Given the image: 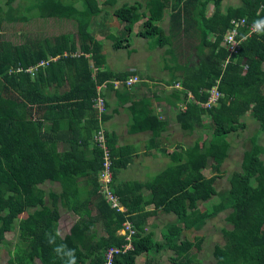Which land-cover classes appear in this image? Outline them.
I'll return each mask as SVG.
<instances>
[{
    "label": "trees",
    "instance_id": "trees-1",
    "mask_svg": "<svg viewBox=\"0 0 264 264\" xmlns=\"http://www.w3.org/2000/svg\"><path fill=\"white\" fill-rule=\"evenodd\" d=\"M29 1L24 12L42 19L72 21L77 32L59 34L51 41L44 38L16 44L0 40V238L14 224L18 228L8 263L35 264L36 260L52 259V264H65L66 258L54 251L64 244L74 250L76 264H103L107 248L124 244L117 231L128 221L135 230L131 249L116 255L113 264H137L140 255L149 262L164 248L173 254L172 264H194L192 250H200L201 238L181 240V232L185 228L199 230L228 208L226 222L230 228L221 230L223 246L215 244L212 248L214 264H264V147L258 142L264 129V31L245 37L230 57L220 46L232 28L231 20L244 19L249 25L264 18V0H240L225 10L221 9L223 0H148L144 5L122 4L113 9L110 15L121 25V36L115 37L105 28L101 33L112 40L115 49L127 48L128 35L140 20L141 9L148 16L137 35L151 38L153 46L174 54L172 43L179 36L197 39V61L174 67L168 84L179 83L181 89L173 88L168 100L184 105L174 119L187 133L204 128L210 133L203 147L199 139L170 153L163 147L169 164L161 174L126 182H117L116 175L127 166L130 154L125 156L124 148L116 146V135L103 128L117 109L109 111L111 103L97 88L104 84L119 100L121 94L112 82L125 80L132 72L104 68L102 46L87 30L104 5L99 7L97 0ZM171 1L166 33L157 23ZM12 2L5 0L0 6V24L16 20ZM208 3L213 5V12L206 17ZM245 31L246 27L238 28L237 38ZM216 83L223 97L216 106L204 109L199 104L207 100L205 90ZM142 84L146 82L142 80ZM98 94L104 101V111L99 114L93 106ZM129 113L127 133L150 132V146L168 130V123L159 120L146 96ZM247 113L259 129L249 137L239 169L228 176L229 188L217 195V175L204 177L201 168L210 159L212 171H219L230 148L228 137L245 128L242 118ZM99 130L111 160L109 189L123 212L110 207L99 192L97 174L102 168L103 150L93 142ZM46 183L57 184L59 190L45 191L41 186ZM59 208L76 216L63 236L58 233ZM156 211L174 217L164 226L162 242L147 230L148 218ZM233 245L244 250L235 259L227 250Z\"/></svg>",
    "mask_w": 264,
    "mask_h": 264
},
{
    "label": "rangeland",
    "instance_id": "rangeland-1",
    "mask_svg": "<svg viewBox=\"0 0 264 264\" xmlns=\"http://www.w3.org/2000/svg\"><path fill=\"white\" fill-rule=\"evenodd\" d=\"M97 1L99 7L102 6V4L104 5V10L94 15L93 25L91 23L88 26L87 30L88 32L94 33L95 38L100 42L105 59V67L109 70L113 72L130 71L132 72L131 75H135L139 79L153 81L154 83H152V86L153 84L155 85L152 91L154 92L156 89L158 93H161L160 87L157 86L158 80H162L164 78V80H168V82H170V80H172L173 69L177 64L182 66L185 62H187L189 65H193L197 61L196 53L194 51V45L197 42L196 38L185 40L184 44L179 45V47L175 45L178 44L177 42H173L172 46L175 48L174 54L167 52V54L162 55V52L167 50V48H157L156 46H153V40L151 38L138 36L137 33L140 29L138 25L136 27H133L131 34L128 35L127 42L129 48H113V46H111L112 40L106 37L104 38L102 36L101 28L107 29L110 34L115 37H120V30L122 27L118 23V21L110 14L113 12V9L115 7L122 4H129L130 1L110 0V3L107 4L103 3L104 0ZM235 2V5H237L238 3H240V0H235ZM4 3L5 0H0V6H3ZM29 3V0H13L11 6L16 8L17 10L14 11L16 20L9 22L3 21L0 24V40H8L10 42L19 44L23 43L26 40H43L44 38L50 39L51 41L55 36H58L59 34L71 33L73 35H76L77 27L76 24L72 21L63 19H42L39 18L35 13L24 12L25 6ZM230 6L233 7L234 5H227L226 7ZM28 14H30V16ZM1 16L3 17L4 14L2 13ZM103 16H106V18L100 25ZM74 39L76 40V38ZM182 54L186 56L183 57ZM163 67L170 68V76H168L167 74L168 69H163ZM262 67L264 69V64ZM136 86H139L140 88L144 87L142 85V82H137L132 87ZM181 104L182 103H180V105ZM169 111L171 112V109ZM242 121L245 123V128L237 130L236 132L230 134L228 137L230 148L228 153L226 154L224 162L219 166V171L217 173H214L212 171V164L214 163L210 159L207 161L206 166L201 168V173L204 177L210 178L211 176L217 175V178H215L214 181V187L217 191V195L223 194L229 188L228 176L233 171H237L239 169L242 152L249 145L248 139L259 129L258 123L252 118V115L249 113H247L242 118ZM170 126H172L170 130V139H168L167 142H171L172 144H166V147H169L170 149H179V146L187 147L191 145L195 139L200 140V144L202 147L205 146L209 141L210 133L206 128H204L205 130H195L194 133L192 132V134H189L185 131V128L183 126H179L176 124L174 125V123H171ZM106 128L109 129L108 125L106 126ZM120 128L123 129L122 125L120 126ZM115 134L119 136V134L121 135L123 133ZM143 135V133H139L135 136H131L124 133V135H122L121 137L122 140L120 141H124V144H126V141L128 142L130 140L136 142V140L134 139L137 136L138 141L142 142L141 137ZM258 142L264 147V129L263 131L261 130V133H259ZM139 145L140 144L133 146H138L137 148L141 150V146L143 145ZM172 145L173 147H171ZM150 150V147L145 145L144 152L146 154H150ZM261 159L264 162V153L261 155ZM128 164L125 168L118 171L116 175L117 182L143 181V179H149L158 172L155 171V164H150V167L152 169H150L149 172H142L143 166L140 164ZM168 164L169 161L167 160L163 164V167L167 166ZM41 187L45 191H47L48 189L57 191L59 190L57 184L50 185L46 183ZM150 209H152V207H150ZM229 211L230 210L228 208H225L216 216L210 218L199 230L185 228L181 232V235L179 236L181 240L186 239L189 241H193L195 238H201L200 250H192V253L195 255L194 264H214V259L211 256L212 248L215 244L223 246L221 230L230 228V225L226 222V217ZM59 213L60 219L58 221V233L63 236L76 220V216L71 211L68 212L62 208H59ZM23 216L25 215L23 214L20 217ZM173 219V215L164 214L159 211H156L155 214L150 215V217L148 218V223L153 228V238L157 242H162V235L165 232L164 226L167 222H170ZM13 227L14 228L6 233L3 238H0V264H9V252L13 250L14 245L17 243L18 228L16 224H14ZM96 227L98 234L102 235V229L99 227V225H96ZM227 250L230 257L232 256L234 259L239 257L244 252V250L237 245H233L227 248ZM172 255L173 254L170 251L164 248L160 251V253L150 258L149 262H147L144 255L138 256L136 258V261L137 264H172L170 261V257ZM35 264H52V259L36 260Z\"/></svg>",
    "mask_w": 264,
    "mask_h": 264
},
{
    "label": "crops",
    "instance_id": "crops-1",
    "mask_svg": "<svg viewBox=\"0 0 264 264\" xmlns=\"http://www.w3.org/2000/svg\"><path fill=\"white\" fill-rule=\"evenodd\" d=\"M129 1H130L129 4L139 3L141 5H144L145 2H147L148 0H129ZM235 4H236L235 0H223L221 3L222 10H225L227 8L226 7L227 5L237 6L239 3L237 5H235ZM172 9H173V2L171 1L170 4H168V7L165 8L163 11L162 20H160L158 22V25L160 27H162L166 33H168L167 28H168L169 12ZM140 11H141V20H139L138 23L135 24L133 27H136L137 25L140 27L141 23L144 20H146V18L148 16V13L146 10L141 9ZM212 12H213V5L211 3H208L206 8H205L206 17H209L212 14ZM102 18H106V16H103ZM175 42L178 43L175 45H177V47H179V45L184 44L185 40H184L183 36H179V39ZM127 48H129V46H127ZM168 51H169L168 49L163 51L162 55L167 54ZM183 54H184V52H183ZM183 54H182V56H183ZM183 57H185V56H183ZM104 68H106L105 65H104ZM163 69H168L167 74H168V76H170V72H171L170 68L163 67ZM129 76H134V75H129ZM143 81L145 82L146 80H143ZM157 82H158L157 86L160 87L161 93H158L156 89L154 92L152 91V89H154L155 84H153V86H152V83H154V82L149 81V80L146 81L145 85L142 84L144 86L143 88L136 86V87H131L129 89L126 88L127 89L126 90L124 87H118V88L113 87L114 89H118V91L121 94V99H119V100H117L114 97L113 90H106L105 85H104V87L100 88V92L105 95V97H104L105 101H107L108 103H111L109 106V111L110 110L112 111L113 109H117V112L114 113L113 116L107 122H105L103 124L104 130L109 132V133H113V134L123 133L121 135L119 134V136L117 134H115L117 136L115 143H116V146L124 148L125 156L130 154V160H129L128 165L133 164V163L134 164H140L143 166L142 172H149L150 169H152L150 167V164H155L156 165L155 171H158L157 174H155V175L161 174L162 170L166 167V166L163 167V164L165 163V161H167V160L169 161L166 153H170L172 150L175 149V148L170 149L169 147H166V144H172L171 142H167V140L170 139V130L173 126V125L170 126L171 123H174V125L176 124L175 119H174L175 114L178 112V110L183 111L180 109V107H181L180 102L172 103V102H169V100H168L169 99L168 94L173 89V86L175 84L179 85V83H175L174 85L171 86L168 84V80L166 81V80H164V78L162 80H158ZM169 87H171V88H169ZM179 87L181 89L180 85H179ZM174 89H178V88H174ZM180 89H178V90H180ZM143 96H146L147 98L150 99L152 109H154L159 120L165 121L168 123V130L161 135V137L157 140V142H156V144H154V146H150V138H151L150 132H142L144 134L141 137L142 142H139L138 137L136 136L134 139V140H136V142L133 140H130L128 142L126 141V144H124V141H120V140H122L121 137H122V135H124V133L128 134L126 130H127V125L129 123V120H130L129 111L131 108L133 109V107H135V105H140L142 103V97ZM116 102L118 103V106H116ZM170 109H171V112L169 111ZM107 125H108L109 129L106 128ZM121 125H122L123 129L120 128ZM119 129H122V130H119ZM193 133H194V131H193ZM137 134H139V133H137ZM129 135L135 136L136 134H129ZM121 142H123V143H121ZM133 142H135V143H133ZM137 144H140L139 146L143 145V146H141V150H139V148H137L138 146H136V147L133 146V145H137ZM145 145L150 147V149H151L150 154H148V153L146 154L144 152ZM163 147L166 149V153H163L161 151V149ZM171 147H173V145ZM179 147H182V146H179ZM140 152H143V153H140ZM151 152H153V153H151ZM159 169H161V170H159ZM145 180H147V178L143 179V181H145ZM147 230H150L153 232V228L149 225V223L147 226ZM68 231H69V229H68ZM68 231L66 233H68Z\"/></svg>",
    "mask_w": 264,
    "mask_h": 264
},
{
    "label": "built area",
    "instance_id": "built-area-1",
    "mask_svg": "<svg viewBox=\"0 0 264 264\" xmlns=\"http://www.w3.org/2000/svg\"><path fill=\"white\" fill-rule=\"evenodd\" d=\"M232 28L228 29L223 36L222 42L220 46L225 47L228 57L233 54H236L240 47L241 41L245 38L250 36L252 33H258L253 29V24L246 25L244 19L238 20H231ZM246 27L247 31L242 38H237L238 35V28ZM229 37L231 39H229ZM227 57V59H228ZM227 59L222 65V67L227 63ZM43 62L39 63L42 65ZM19 70V69H18ZM142 82V79H139L137 76H129L125 80L122 81H113V87H125L127 89L131 88L135 83ZM104 87V85L99 86L97 89L98 91L100 88ZM171 88V87H169ZM173 88L180 89L179 85L175 84ZM208 93V97L205 103H200L199 105L204 109H209L213 106L218 104L219 99L223 97V95L217 90L216 86H213L209 90H205ZM187 97L192 99V95L187 93ZM94 108L97 110L98 114L104 111V101L102 97L98 94L94 100ZM180 109L184 110L185 107L181 104ZM94 144L99 146L103 150V161H102V168L98 171V182H99V192L103 195L104 199L110 204V207L116 209L117 211H124L123 206L119 203L118 198L112 194L109 189V183L111 182L112 173H111V160L108 155V150L105 146V138L103 136L102 130H99L93 138ZM117 234L124 239V244L121 247H110L107 248L104 252V262L103 264H113L114 257L118 254H122L131 249V239L132 236L135 234V230L132 228L131 223L126 221L123 223L122 228L117 231Z\"/></svg>",
    "mask_w": 264,
    "mask_h": 264
},
{
    "label": "clouds",
    "instance_id": "clouds-1",
    "mask_svg": "<svg viewBox=\"0 0 264 264\" xmlns=\"http://www.w3.org/2000/svg\"><path fill=\"white\" fill-rule=\"evenodd\" d=\"M253 29L255 31H257L258 33L261 32V31H264V18L255 21L253 23ZM229 39H231V38L229 37ZM215 86L217 87V83L215 84ZM217 90H218V88H217ZM207 95H208V93H207ZM192 100H193V96H192ZM54 251L58 255L66 258L65 264H76V256L74 255V250L73 249L67 248V246L64 245V244H60L59 246H57L54 249Z\"/></svg>",
    "mask_w": 264,
    "mask_h": 264
}]
</instances>
